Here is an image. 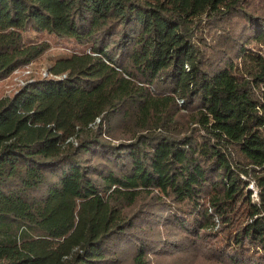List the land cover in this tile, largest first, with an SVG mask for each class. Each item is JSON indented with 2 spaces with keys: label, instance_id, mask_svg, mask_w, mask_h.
<instances>
[{
  "label": "trees",
  "instance_id": "trees-1",
  "mask_svg": "<svg viewBox=\"0 0 264 264\" xmlns=\"http://www.w3.org/2000/svg\"><path fill=\"white\" fill-rule=\"evenodd\" d=\"M53 43L0 97L12 264H264V0H0V80Z\"/></svg>",
  "mask_w": 264,
  "mask_h": 264
},
{
  "label": "rangeland",
  "instance_id": "rangeland-1",
  "mask_svg": "<svg viewBox=\"0 0 264 264\" xmlns=\"http://www.w3.org/2000/svg\"><path fill=\"white\" fill-rule=\"evenodd\" d=\"M70 53L71 49L69 47L53 43L46 52L34 61L14 70L7 78L0 80V97L12 94L28 80H36L50 76L48 68L54 63V61L58 58L66 57L70 55ZM249 188L253 189L254 186L250 184ZM253 197L256 198L254 193ZM0 209L18 217L22 222L39 223L37 215L26 203L0 202ZM173 257L175 256L159 255L152 258L151 264H221L218 262H211L200 256L189 255L178 258ZM18 258V254L10 250L0 249V264H12Z\"/></svg>",
  "mask_w": 264,
  "mask_h": 264
}]
</instances>
